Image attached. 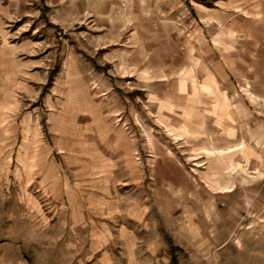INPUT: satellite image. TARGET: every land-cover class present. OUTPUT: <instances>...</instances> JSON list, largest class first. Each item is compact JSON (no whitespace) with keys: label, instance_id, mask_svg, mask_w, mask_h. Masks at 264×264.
<instances>
[{"label":"rangeland","instance_id":"obj_1","mask_svg":"<svg viewBox=\"0 0 264 264\" xmlns=\"http://www.w3.org/2000/svg\"><path fill=\"white\" fill-rule=\"evenodd\" d=\"M242 12L235 0H0V264H95L103 251L120 264L117 238L152 236L165 264H264V11ZM208 74L238 123L187 113L178 82L199 91ZM251 80L254 99L235 97ZM78 82L119 107L131 152L75 135Z\"/></svg>","mask_w":264,"mask_h":264},{"label":"crops","instance_id":"obj_2","mask_svg":"<svg viewBox=\"0 0 264 264\" xmlns=\"http://www.w3.org/2000/svg\"><path fill=\"white\" fill-rule=\"evenodd\" d=\"M235 2L238 4V6L249 11L250 14H246V12L237 13L234 15H238L242 18H253L251 15H256L260 11H264V0H235ZM204 9L205 7L202 6ZM239 10V9H238ZM231 31V32H230ZM235 30L231 29L228 30L227 34H232ZM221 35L222 31L219 32ZM246 33V32H244ZM236 34V31L235 33ZM248 46V45H247ZM252 51L255 50V58L251 60L252 66L257 57V52L259 51V45L258 43L251 44ZM207 62L202 61L201 66L204 71H206L205 65ZM249 63V62H248ZM223 78V77H222ZM82 82V81H81ZM79 83L75 85L74 88H72V95L75 100V109L76 112H74L75 115L78 116V119H75L76 128H73V131L75 132V135L78 134V136L82 137H97L103 146H107L111 150H118V146L124 147V152L129 153L131 152V143L129 141V138L127 136L126 130L119 126V124L116 123L115 116L119 115V107L109 106L108 109L102 110L100 107V104H98V99L93 95L91 90H89V86ZM199 83L198 88L199 91H190V87L188 86V92L186 93V86L185 82L179 81L178 82V89L181 92V96L186 97L188 99V106H187V113L188 114H196V111L198 113L203 114L204 116L212 115L211 119L215 121L216 124L217 121L219 122H229L230 124H234L238 120H241V116L239 115L240 112H238L234 107L227 104L226 101L223 102V99H229L228 95H226V92H222L221 90H217V84L212 82L211 75H206L204 77V80H202ZM253 80L250 81L251 83V93L250 96H246V94L239 92V91H233L235 97L237 98H247L250 97L251 99H254L252 97L256 96V91L254 90V84ZM213 83V85L211 84ZM205 85L209 88L205 90ZM194 88V89H196ZM253 88V89H252ZM184 104V102L182 103ZM197 105H200L201 107H196ZM73 108V107H72ZM184 111V112H183ZM186 114L184 108H180L179 111H177V116L174 117V125H179L180 122L179 119H184L182 116ZM76 116V117H77ZM206 120V119H205ZM107 125H106V124ZM238 123V122H237ZM204 127L203 130H212V127H207L208 122L206 120L205 123H203ZM65 126L64 124L61 125ZM107 126L109 127V130L107 129ZM227 128V127H226ZM238 129L237 127H235ZM216 129V128H213ZM222 128H217V130H220ZM110 130H114V140L110 141L109 136ZM64 135L67 137V133L64 132ZM77 133V134H76ZM77 136V137H78ZM229 156V153L231 155H235V151L226 152ZM94 157V155H93ZM222 157V156H221ZM94 160V158L92 159ZM135 210V208L129 209V215L132 216L130 212ZM144 211V209H142ZM137 216V214H135ZM134 215V216H135ZM135 216V217H136ZM138 217V216H137ZM119 234L123 237H131L129 230L126 228L119 229ZM107 234H105L106 236ZM118 241L121 242L123 246V255L124 258L122 261H120V264H165L166 260H170L169 254H164V249L167 246V242L164 240V238H156L152 236L151 238H117ZM142 241L140 250L138 249L139 241ZM91 241L93 242V248H99L100 246H103V244L111 243L112 238H91ZM99 260L95 262V264H113L112 260L117 257L112 256V253L103 251L100 256Z\"/></svg>","mask_w":264,"mask_h":264},{"label":"bare ground","instance_id":"obj_3","mask_svg":"<svg viewBox=\"0 0 264 264\" xmlns=\"http://www.w3.org/2000/svg\"><path fill=\"white\" fill-rule=\"evenodd\" d=\"M203 88H205V90L209 89L206 85H205V87H203ZM249 93H251V92H249ZM243 151H244V150H243ZM246 154H247V153H246ZM220 156H222L223 159H226V158H227V160L230 161L229 156L227 155L226 152H222V153H220Z\"/></svg>","mask_w":264,"mask_h":264},{"label":"trees","instance_id":"obj_4","mask_svg":"<svg viewBox=\"0 0 264 264\" xmlns=\"http://www.w3.org/2000/svg\"><path fill=\"white\" fill-rule=\"evenodd\" d=\"M174 262H176V261H174ZM176 264V263H175Z\"/></svg>","mask_w":264,"mask_h":264}]
</instances>
